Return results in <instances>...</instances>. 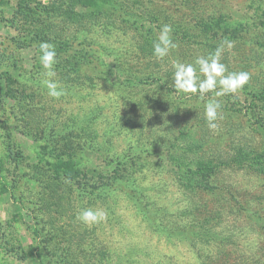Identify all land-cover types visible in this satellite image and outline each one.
<instances>
[{
  "label": "rangeland",
  "instance_id": "rangeland-1",
  "mask_svg": "<svg viewBox=\"0 0 264 264\" xmlns=\"http://www.w3.org/2000/svg\"><path fill=\"white\" fill-rule=\"evenodd\" d=\"M25 1L0 0V264H264V130L246 122L245 96L216 98L236 110H222L211 130L207 99L175 94L167 81L144 76L157 67L166 77L170 59L156 60L152 50L145 57L150 44L132 30L139 22L128 27L118 7L97 20L101 26L88 35L99 37L98 44L89 51L87 29L79 32L77 20H54L58 33L50 36L66 43L53 44L63 51L55 80L67 94L53 99L41 85V41L28 36L19 44L9 22ZM35 1L56 0L26 2ZM133 2L104 5H127L147 18L149 6ZM202 5L250 23L264 16V0ZM260 33L253 29L248 38ZM248 45H235L229 59L248 60L246 86L253 103L264 106V48ZM88 54L93 66L78 70ZM65 160L80 167L77 182L59 174L56 166ZM204 162L212 166L211 182L224 186L213 195L180 181ZM119 170L124 180L115 182ZM85 208L102 210L104 219L77 221ZM207 231L218 240H207Z\"/></svg>",
  "mask_w": 264,
  "mask_h": 264
},
{
  "label": "trees",
  "instance_id": "trees-1",
  "mask_svg": "<svg viewBox=\"0 0 264 264\" xmlns=\"http://www.w3.org/2000/svg\"><path fill=\"white\" fill-rule=\"evenodd\" d=\"M26 1L24 4H21L19 6L15 14L13 15V18L9 21L11 22V27L17 32L16 37L18 38L19 44L25 43L24 40L28 38V36H31V38H36L41 42H48L56 45V37L50 36V34L58 33V31H56L57 26L54 20L58 18H66L69 21L77 20L76 29L79 28V32L87 29L83 34V40L88 44L85 50L89 51L94 45L98 44L99 37H96L95 35H88L101 26L99 25L97 20L100 21L101 16L106 19L108 13H114L116 10H118V7H120L121 9L125 10V19L128 27L131 28L132 23L139 22L138 24L136 23L134 25L135 28L131 29L134 30L136 36H140L143 33L146 37V40L150 44L148 45L149 47L146 46L143 49V55L145 57L150 56L153 42L156 40L161 26L163 24H170L172 26V35L174 38V42L177 44V47L172 50V56L170 55V57H166V61L168 60V58L170 59L168 61L171 66L173 60H180L181 62L186 63H194L195 58L198 56L190 55V53L192 54L196 51L199 56H207L210 53H213L225 38L234 41L235 45L239 46H247L248 44L252 46L255 42H259V49L260 46L261 48H264V45H261L260 43V41L264 39L263 15L258 16V24L255 22L250 23V21L248 20H237L233 15H231V13H228L222 7H218V9L213 11L204 10L205 8H200L203 6V1L206 0H130L132 2L135 1V3H132L133 7L144 4H147L149 6L147 15L148 17L145 19H143L138 14L136 15V13L133 12V8L127 5L115 4V6H110L109 8L105 9L104 3L111 0H56L49 3L35 1L34 4ZM167 2L177 4H174L173 7L159 4H167ZM150 6L155 8V10ZM79 8L87 9L89 15L79 11ZM106 24L107 23H105V25ZM259 28H262V33L256 34L255 38H258L256 41L255 39L248 38V35L252 34L253 29L259 30ZM77 38H79V36H75L74 39ZM57 43L61 45L66 44L59 42ZM70 49L71 48H66L63 54H69ZM56 52V60H60L62 58H60V56L63 51ZM231 53L232 51L229 52L227 50L224 52L222 63L227 66L229 71L238 72L245 70L244 66H247L248 60L246 58H243L240 59L238 63L235 61H231L229 59V55ZM164 60L160 61L163 62ZM120 61L122 65H126V62H124L122 59ZM92 63L93 54H88L87 57H81L80 65L77 67V69L79 70L80 67L84 64L93 66ZM151 70L150 73L144 75L146 78H148V80H161L163 82L167 81L166 83L168 84V88L170 90L172 88V91L175 92V94L177 93L171 86L174 72L173 67L170 68L169 71L171 72L167 74L166 77L162 69L152 67ZM158 73L162 75L159 76ZM141 78L143 80L142 83L146 82L144 80V77ZM261 91L264 92V86L261 88ZM238 93L242 96H245V102L248 104V107L246 108V116L248 117L246 119V122L251 126H255L258 130H264V116L259 115L260 111L264 110V106L253 103L252 98H254L255 95L253 91H251V89L247 86ZM191 96L195 97V101L201 100L198 94H189V97ZM212 97L213 93H208L203 99L209 100ZM226 97L227 96H224L222 98ZM237 99L239 100V98ZM260 103H262V101H260ZM222 110L234 111L236 109L229 110L222 107ZM254 110H259V117L253 118L250 115V113L252 112V114L256 116L254 114ZM59 165L60 166H56L59 174H63L66 179H69V181L77 182V180L80 179V176H82L80 167L77 166L73 161L65 160ZM1 166L2 163L0 160V167ZM220 166H222V163H218L217 168H219ZM121 172L122 170L116 172L120 175V177L118 178V180L115 179V182L124 180L123 176H125V174ZM207 174L208 177H205V175ZM212 174L213 171L211 164L208 162H204L197 165L195 169H188L186 175L189 176L186 178V176L183 175L184 177L180 179V181L183 183L185 181V185L192 190H200L204 193L213 195L216 192L220 191L224 186L216 185L214 181V183L211 182ZM199 176H203L204 178L200 179ZM94 188H97V186H95ZM208 238L212 239L213 242H216L218 240L216 235L214 233L212 235L209 231H207L206 234V239L208 240Z\"/></svg>",
  "mask_w": 264,
  "mask_h": 264
},
{
  "label": "clouds",
  "instance_id": "clouds-1",
  "mask_svg": "<svg viewBox=\"0 0 264 264\" xmlns=\"http://www.w3.org/2000/svg\"><path fill=\"white\" fill-rule=\"evenodd\" d=\"M172 33L173 28L170 24L161 26L152 45V54L156 60H164L177 47ZM38 47L41 53L39 62L43 69L42 75L46 77L41 80V85L46 88L49 97L59 99L65 96L67 91L55 80L54 66L57 57L55 45L41 42ZM234 47L235 42L225 38L213 53L196 57L194 63L172 61L174 74L171 86L177 93L198 94L201 99L208 93H213L214 98L204 105V115L211 130H215L218 127L216 121L223 118L222 104L216 98L238 93L251 79L249 72L229 71L222 63L224 52L226 50L230 52ZM104 217L105 213L102 210L85 208L77 213L76 220L85 225H91L102 221Z\"/></svg>",
  "mask_w": 264,
  "mask_h": 264
}]
</instances>
